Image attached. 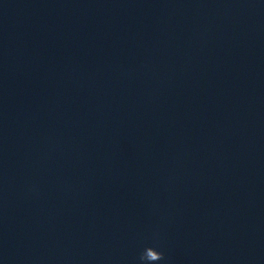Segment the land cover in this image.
I'll return each instance as SVG.
<instances>
[{
  "label": "clouds",
  "instance_id": "obj_1",
  "mask_svg": "<svg viewBox=\"0 0 264 264\" xmlns=\"http://www.w3.org/2000/svg\"><path fill=\"white\" fill-rule=\"evenodd\" d=\"M164 258V256H163V253L162 252H160V255H159V259H163ZM140 259H141V261H143V259H144V256H143V253L141 254V257H140Z\"/></svg>",
  "mask_w": 264,
  "mask_h": 264
}]
</instances>
